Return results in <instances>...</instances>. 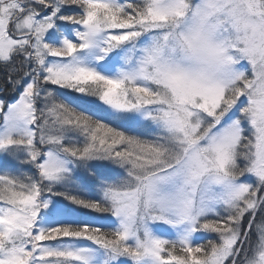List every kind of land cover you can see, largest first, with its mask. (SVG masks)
I'll use <instances>...</instances> for the list:
<instances>
[{
	"label": "snow or ice",
	"instance_id": "snow-or-ice-1",
	"mask_svg": "<svg viewBox=\"0 0 264 264\" xmlns=\"http://www.w3.org/2000/svg\"><path fill=\"white\" fill-rule=\"evenodd\" d=\"M0 264H264V0H0Z\"/></svg>",
	"mask_w": 264,
	"mask_h": 264
}]
</instances>
